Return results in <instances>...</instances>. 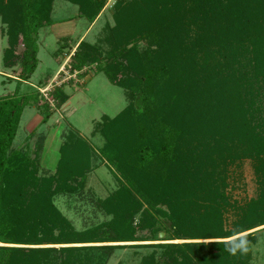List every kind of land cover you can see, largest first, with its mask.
<instances>
[{
	"label": "trees",
	"instance_id": "trees-1",
	"mask_svg": "<svg viewBox=\"0 0 264 264\" xmlns=\"http://www.w3.org/2000/svg\"><path fill=\"white\" fill-rule=\"evenodd\" d=\"M58 1L79 11L59 23L85 19L89 27L108 3L0 0L4 67L19 70L3 81L16 78L15 89L0 97V264H97V253L106 262L120 246L110 244L143 242H161L160 264H252L257 229L264 227V0H115L116 25L104 40L111 49L77 44L71 70L106 62L101 72L128 101L100 123L108 140L101 156L126 184L104 203L112 220L85 232L53 204L58 193L82 189L95 169L82 136L66 132L52 177L38 175L42 148L10 154L25 109L47 86L20 93L39 68L40 32L58 22ZM72 39L57 41L55 58L72 50ZM53 98L59 108L69 100L64 87ZM246 160L257 195L240 203L229 195L230 181ZM139 225L166 237L147 240L136 234ZM240 244L246 251L233 255L229 250Z\"/></svg>",
	"mask_w": 264,
	"mask_h": 264
},
{
	"label": "rangeland",
	"instance_id": "rangeland-1",
	"mask_svg": "<svg viewBox=\"0 0 264 264\" xmlns=\"http://www.w3.org/2000/svg\"><path fill=\"white\" fill-rule=\"evenodd\" d=\"M133 0H129L131 4ZM115 5V0H108L107 6L103 15L96 20V22L89 27L88 22L85 19L77 20V27L72 36L71 44L72 48L70 52L65 50L64 55L59 57L60 64L71 58L75 53L77 44L82 41H87L93 45H101L105 51L110 50L111 46L104 42L109 35L106 32L107 27H115L116 23L112 16V7ZM79 14L78 7L69 3L58 1L56 4V12L53 15L55 21L62 18L74 17ZM62 25V24H61ZM68 28H73L72 22L63 23ZM63 26V27H64ZM54 27V26H53ZM53 27L49 26L42 31V36L39 38V68L33 75L31 82L24 83L21 86L20 93H28L32 88V83H38L47 74L54 75L60 68L55 64L53 58L54 53L58 50L56 35ZM5 29L0 20V97L7 95L9 92L15 89L16 83L5 84V73L10 76H16V69L7 70L3 63V52L8 48L7 37L5 35ZM104 42V43H103ZM146 44L141 43V47H145ZM24 47L21 45L18 49V53L22 54ZM69 55L66 57L65 54ZM65 72L71 75L67 77L64 72L60 74V78H56L53 81L47 82L46 89L41 90L42 98L31 107L25 109L16 137L14 139L10 154L19 152H32L34 150H43L45 144V134L53 127L60 126V129H65V134L62 137V144L66 142L64 140L67 131H72L89 144L92 150V166L95 169L92 170L86 177L84 186L78 192L70 193L68 191L60 192L53 198V204L56 209L70 222L75 231L85 232L93 228L104 226L112 220V215L107 213L104 208V203L113 194L118 192L122 188V184H126L121 175L116 169L108 163V161L101 156L102 149L107 145L108 140L101 133V125L104 118L113 119L119 113H121L127 106V97L125 92L116 86L109 83L103 71L106 66V62L100 64H94L90 68H86L82 72H73L71 70V61L67 62ZM66 64V63H65ZM64 69V68H63ZM5 72V73H4ZM12 75V76H11ZM45 82V81H44ZM64 87H70L72 91H69L71 100L64 104L60 108L57 107L53 95L58 93V90ZM44 91V92H43ZM69 97V98H70ZM50 105V115L46 111V104ZM177 103V102H176ZM50 118L47 121L46 126L43 125V119L45 117ZM29 125V126H28ZM71 133V132H70ZM73 134V133H71ZM75 134V135H76ZM74 135V134H73ZM74 135V136H75ZM39 152V151H38ZM37 153V152H36ZM33 158V156H31ZM41 162V161H40ZM42 165H39V176L52 177L55 175L56 170H41ZM101 169V170H98ZM234 172L231 179V190L229 195L232 196L234 201L244 203L257 195L256 176L251 161H243L238 167L233 168ZM130 190H133L131 187ZM167 210L166 207H164ZM142 210L136 216V224L141 222ZM227 228L231 227V223L234 220L232 214L228 215ZM141 225V224H140ZM139 225V226H140ZM264 227L257 230L258 245L253 248V261L252 264H264ZM256 231V230H255ZM154 233V234H153ZM137 235L143 236L147 240H164L166 237L165 232L152 231L143 226L137 228ZM163 235V237H161ZM161 242H143V243H119L110 245H120L114 250L106 260V256L101 252L97 253L102 259L97 264H160L164 251L156 248V244ZM167 243V242H165ZM174 243H183L176 241ZM78 246H90V245H78ZM99 246V244L92 245ZM60 248L62 246H52Z\"/></svg>",
	"mask_w": 264,
	"mask_h": 264
},
{
	"label": "crops",
	"instance_id": "crops-1",
	"mask_svg": "<svg viewBox=\"0 0 264 264\" xmlns=\"http://www.w3.org/2000/svg\"><path fill=\"white\" fill-rule=\"evenodd\" d=\"M55 12H56V6H55ZM53 15H54V13H53ZM59 21L56 22L53 25L54 27L52 26L53 29H54L55 35L57 34L56 35V38H57L56 40H59L62 37H69V36L72 37L73 34H74V31H75V29L77 27V23H76L77 20L68 21V22H72V26H73L72 29L63 25V23H66V22L59 23ZM42 31L40 32V37L42 36ZM53 58L55 59V64L59 65L60 68L57 70V72L54 75H52L51 73L47 74L44 77V79H42L40 82L38 81V83H32L31 85H32L33 90L36 89V88H39L40 85H43L47 81L50 82V80L53 81L54 79H56L59 76L61 70L63 68H66V66L68 64L67 62H69V60H70V59H68V60L64 61V63H62V65H61L58 58H55L54 56H53ZM5 75L8 76L6 73H5ZM8 83L9 84L16 83V78H15V80L13 82H8ZM33 90H31V91H33ZM40 90H44V88L43 89L40 88ZM69 91H72V89H70V87H66L65 93L70 97ZM70 100H71V97L69 98L68 101L70 102ZM44 126H46V125H44ZM54 126L55 125H53V127H51L47 131V133L44 135L46 140H45V144H44V147H43V150H42V153H41V165H42V168L45 169V170H50V171L56 170V168H57V166L59 164L60 157H61L60 156V148L62 146L61 142H62V137L65 134V129H63V130L60 129V131H59L60 126H57V127H54ZM98 170H101V169H98Z\"/></svg>",
	"mask_w": 264,
	"mask_h": 264
},
{
	"label": "clouds",
	"instance_id": "clouds-1",
	"mask_svg": "<svg viewBox=\"0 0 264 264\" xmlns=\"http://www.w3.org/2000/svg\"><path fill=\"white\" fill-rule=\"evenodd\" d=\"M238 248L243 249V244H240V245H234L229 251H230L233 255H235V254H236V251H237ZM243 250L246 251V249H243Z\"/></svg>",
	"mask_w": 264,
	"mask_h": 264
},
{
	"label": "built area",
	"instance_id": "built-area-1",
	"mask_svg": "<svg viewBox=\"0 0 264 264\" xmlns=\"http://www.w3.org/2000/svg\"><path fill=\"white\" fill-rule=\"evenodd\" d=\"M62 72H64L65 74H67V73L65 72V68L61 70L60 74H61ZM60 74H59V76H60ZM66 76H67V77L65 78V80L68 79V78H70L71 75L69 74V76H68V74H67ZM58 78H60V77H58ZM47 90H48V89H46L45 91H47ZM48 91H49V90H48ZM48 91H47V92H48ZM43 92H44V91H43Z\"/></svg>",
	"mask_w": 264,
	"mask_h": 264
},
{
	"label": "water",
	"instance_id": "water-1",
	"mask_svg": "<svg viewBox=\"0 0 264 264\" xmlns=\"http://www.w3.org/2000/svg\"><path fill=\"white\" fill-rule=\"evenodd\" d=\"M161 237H163V235H161Z\"/></svg>",
	"mask_w": 264,
	"mask_h": 264
}]
</instances>
